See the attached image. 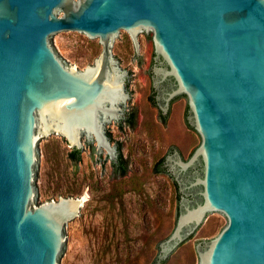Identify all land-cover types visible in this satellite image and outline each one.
Masks as SVG:
<instances>
[{
  "label": "water",
  "instance_id": "95a60500",
  "mask_svg": "<svg viewBox=\"0 0 264 264\" xmlns=\"http://www.w3.org/2000/svg\"><path fill=\"white\" fill-rule=\"evenodd\" d=\"M126 31L135 42L153 32L163 105L187 94L201 136L173 159L196 195L162 255L220 214L227 223L198 264H264V0H0V264L63 263L84 198L36 204L39 121L74 145L94 135L114 156L103 115L129 101L114 65Z\"/></svg>",
  "mask_w": 264,
  "mask_h": 264
},
{
  "label": "rangeland",
  "instance_id": "374dc122",
  "mask_svg": "<svg viewBox=\"0 0 264 264\" xmlns=\"http://www.w3.org/2000/svg\"><path fill=\"white\" fill-rule=\"evenodd\" d=\"M152 34L140 31L135 42L126 31L114 44L116 72L129 93L117 115H103L114 156L94 135L83 133L74 145L60 130H46L39 121L44 148L36 204L61 196L85 197L81 218L67 229L70 244L62 264H198L199 250L227 223L226 215L214 214L162 255L182 202L196 195L194 190L182 191L173 159L179 155L187 160L201 136L187 94L180 92L163 105L164 86H158L155 68L165 64L156 54ZM167 84L173 85L171 78ZM76 147L77 161L69 155ZM119 157L127 162L125 175L114 170Z\"/></svg>",
  "mask_w": 264,
  "mask_h": 264
},
{
  "label": "trees",
  "instance_id": "16d2710c",
  "mask_svg": "<svg viewBox=\"0 0 264 264\" xmlns=\"http://www.w3.org/2000/svg\"><path fill=\"white\" fill-rule=\"evenodd\" d=\"M70 157L77 161L80 159V150L75 148L72 149L69 153ZM159 165V164H158ZM114 170L119 175H125L127 173V162L126 160L122 159L121 157L118 158L116 162H113ZM159 171L158 166L156 168Z\"/></svg>",
  "mask_w": 264,
  "mask_h": 264
},
{
  "label": "bare ground",
  "instance_id": "6f19581e",
  "mask_svg": "<svg viewBox=\"0 0 264 264\" xmlns=\"http://www.w3.org/2000/svg\"><path fill=\"white\" fill-rule=\"evenodd\" d=\"M83 198H85L84 195H83Z\"/></svg>",
  "mask_w": 264,
  "mask_h": 264
}]
</instances>
